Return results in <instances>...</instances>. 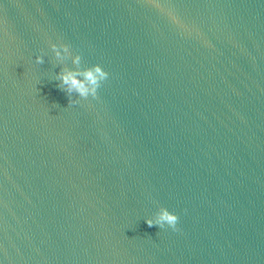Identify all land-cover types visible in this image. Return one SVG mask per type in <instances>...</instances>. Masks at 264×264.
Instances as JSON below:
<instances>
[{
    "label": "water",
    "instance_id": "water-1",
    "mask_svg": "<svg viewBox=\"0 0 264 264\" xmlns=\"http://www.w3.org/2000/svg\"><path fill=\"white\" fill-rule=\"evenodd\" d=\"M0 264H264V0H0Z\"/></svg>",
    "mask_w": 264,
    "mask_h": 264
},
{
    "label": "clouds",
    "instance_id": "clouds-1",
    "mask_svg": "<svg viewBox=\"0 0 264 264\" xmlns=\"http://www.w3.org/2000/svg\"><path fill=\"white\" fill-rule=\"evenodd\" d=\"M51 49L57 61L64 62L70 59L71 64L75 65V67H69L65 64L62 70L56 74L57 86L69 95L76 93L80 98L89 96L95 98L101 82L108 78L109 73L100 64L81 67V56L73 55L67 44L53 43ZM35 62L37 64L44 63L43 56H36ZM178 221L179 216L167 207H160L153 217L146 218V223L149 226L158 225L160 228L167 226L173 230L177 228Z\"/></svg>",
    "mask_w": 264,
    "mask_h": 264
}]
</instances>
